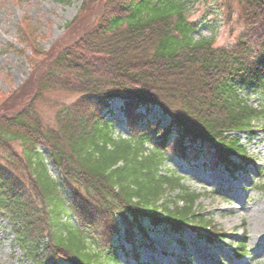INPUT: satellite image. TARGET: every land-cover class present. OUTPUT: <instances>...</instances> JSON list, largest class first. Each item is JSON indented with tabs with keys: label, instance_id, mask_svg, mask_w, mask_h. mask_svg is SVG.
<instances>
[{
	"label": "trees",
	"instance_id": "trees-1",
	"mask_svg": "<svg viewBox=\"0 0 264 264\" xmlns=\"http://www.w3.org/2000/svg\"><path fill=\"white\" fill-rule=\"evenodd\" d=\"M222 1L228 13L237 8L242 29L233 43L217 46L193 39L196 23L184 0H83L65 25L76 35L48 51L22 19L17 37L29 50V88L17 101L0 92V219L22 260L137 264L136 248L157 230L179 240L185 230L207 243L225 239L200 214V194L161 170L168 158L201 156L233 176L250 162L236 133L251 136L264 120V106L241 94L264 97V0ZM54 91L76 97L56 104L48 126L36 106ZM116 98L124 137L103 113ZM153 109L167 124L145 119ZM231 254L229 260L248 254L243 239Z\"/></svg>",
	"mask_w": 264,
	"mask_h": 264
},
{
	"label": "rangeland",
	"instance_id": "rangeland-1",
	"mask_svg": "<svg viewBox=\"0 0 264 264\" xmlns=\"http://www.w3.org/2000/svg\"><path fill=\"white\" fill-rule=\"evenodd\" d=\"M83 0H0V92L15 94L19 100L29 88L31 76L27 56L29 50H21L18 28L23 18L35 27L36 42L44 51L63 45L76 35L66 29L68 21L78 15ZM187 19L196 23L191 32L193 39L211 38L213 45H226L235 41L242 29L237 8L227 6L222 0H184ZM91 20L82 19L81 23ZM241 94L252 105L264 106V97L251 90ZM75 95L54 91L37 104L36 109L45 125L53 126L57 103H69ZM140 112L145 113L143 109ZM106 120L112 122L115 136H127L122 102L113 99L103 110ZM150 123L159 121L165 125L168 117L157 109L145 114ZM253 135L239 134L242 143L254 160L246 172H235L230 177L223 168H212L209 161L199 157L195 161L168 158L162 172L181 175L182 182L191 191L200 194L197 200L201 215L209 218L225 234L219 243H207L185 230L182 239L165 230L149 231L145 245H138L137 264H264V120L253 124ZM46 156L47 152L38 147ZM2 161L0 160V166ZM48 172L56 177L58 171L47 163ZM260 171V173H256ZM258 170V171H257ZM9 178V177H8ZM8 182V181H7ZM69 220H73L72 216ZM145 223V221H144ZM140 235L138 234V237ZM244 240L248 254L240 260H230L234 242ZM120 262L126 259L119 255ZM128 264H135L127 258ZM0 264H30L21 259V252L13 242V235L4 219H0Z\"/></svg>",
	"mask_w": 264,
	"mask_h": 264
}]
</instances>
